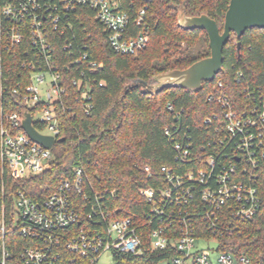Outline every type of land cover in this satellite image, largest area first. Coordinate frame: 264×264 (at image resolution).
<instances>
[{"label": "built area", "instance_id": "1", "mask_svg": "<svg viewBox=\"0 0 264 264\" xmlns=\"http://www.w3.org/2000/svg\"><path fill=\"white\" fill-rule=\"evenodd\" d=\"M80 7L94 12L93 19L107 33L114 53L135 56L145 49L144 35L127 37L128 17L114 0H0V98L3 104L5 94L10 95L22 111L0 116V264H12L6 239L14 234L24 241L18 253L23 264H97L105 252L114 257L144 251L131 219L110 208L114 191H93L85 185L81 168H74L72 176L40 202L6 188L3 181L25 180L50 168L52 148L31 141L22 122L29 114L40 135L59 138L66 70L79 60L60 65L54 37L71 29L68 16ZM143 16L144 10H139L138 23ZM100 67L90 63L87 71ZM239 78L238 74L236 82ZM71 83L80 92L82 110L89 114V84L83 79ZM241 95L236 101L217 81L205 100L219 110L202 121L211 134L196 152L189 136L174 141L176 166H162L161 186L139 192L149 206V251L165 252L169 264H252L245 256L222 250L220 244V239L238 233V223L253 220L260 208L257 180L264 164V91L244 89ZM168 110L173 107L168 105ZM174 115L178 121L180 112ZM164 132L169 136L167 129ZM198 241H214L215 250H199Z\"/></svg>", "mask_w": 264, "mask_h": 264}, {"label": "trees", "instance_id": "2", "mask_svg": "<svg viewBox=\"0 0 264 264\" xmlns=\"http://www.w3.org/2000/svg\"><path fill=\"white\" fill-rule=\"evenodd\" d=\"M114 2L128 17L127 37L144 35L147 38L145 49L135 56L116 54L107 44V33L93 19L92 10L80 7L69 15L71 29L54 37L60 65L79 60L77 65H70L66 70V95L58 112V139L64 138V142L54 143L50 168L42 174L21 181L5 177L3 181L6 188L21 191L40 202L60 181L71 177L74 168L83 169L85 185L89 184L93 191H114L110 208L117 209V215L130 218L142 238V254H116L114 264H157L167 259V254L149 251L146 221L149 206L139 192L155 188L157 184L161 186L162 166H176L174 141L187 135L193 143L192 151L196 152L202 140L211 134L202 126V121L219 110L205 100L217 81L223 83L224 92L236 101H241L244 89L250 93L264 91V29L249 30L239 39L231 33L223 50L222 70L212 82H203L200 91L171 88L154 91L151 86L155 84L156 75L184 70L209 55L206 40L207 49L202 53L172 57L180 42L192 44L199 34L206 37L203 31H186L178 27V15L205 14L222 31L229 0ZM139 10H144L140 23ZM64 46L68 47L64 49ZM90 63L101 64V67L89 73ZM82 71L84 77H81ZM238 74L240 78L236 82ZM72 79H83L89 84L92 103L89 114L84 113L77 100L80 92L72 85ZM4 98L3 104L0 98V116L1 113L22 112L14 105L13 97L5 94ZM168 105L173 111L168 110ZM176 112H180L178 121L175 120ZM165 129L169 136L165 135ZM257 190L260 208L256 217L238 223V233L220 239V244L222 250L235 257L245 256L252 264H264V164L258 172ZM85 191H89L86 186ZM6 243L12 264H23L18 253L24 241L14 234L7 237Z\"/></svg>", "mask_w": 264, "mask_h": 264}, {"label": "water", "instance_id": "3", "mask_svg": "<svg viewBox=\"0 0 264 264\" xmlns=\"http://www.w3.org/2000/svg\"><path fill=\"white\" fill-rule=\"evenodd\" d=\"M177 24L186 31H203L207 37L209 55L184 70L175 69L156 75L155 84L151 88L154 91L171 88L198 92L202 89L203 82H212L222 70L223 50L231 33L239 39L249 30L264 29V0H229L222 31L217 23L205 14L193 17L179 14ZM239 48L238 42L237 51ZM22 129L31 141L45 149H51L55 142H64V138L54 141L52 137L40 135L32 126L29 114L24 115Z\"/></svg>", "mask_w": 264, "mask_h": 264}, {"label": "rangeland", "instance_id": "4", "mask_svg": "<svg viewBox=\"0 0 264 264\" xmlns=\"http://www.w3.org/2000/svg\"><path fill=\"white\" fill-rule=\"evenodd\" d=\"M206 40L207 39L203 34H199L196 38V41L193 42L192 44H187L186 42H180L178 44L179 46L176 53H173L172 57L176 59L180 57V55H183L185 57L198 55L207 49ZM34 119H37V116H34ZM196 247H198L199 250L202 249L205 251L215 250L216 243L214 241H209V242L198 241L196 243ZM213 256L216 257L217 254L214 253ZM97 264H114L112 255L108 252L102 253L101 256L99 257ZM157 264H169V261L167 259H164L159 261Z\"/></svg>", "mask_w": 264, "mask_h": 264}]
</instances>
